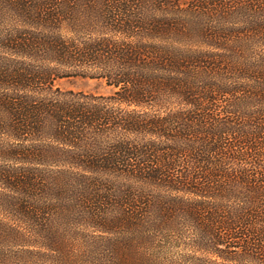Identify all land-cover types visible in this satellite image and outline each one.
<instances>
[{
  "label": "trees",
  "instance_id": "16d2710c",
  "mask_svg": "<svg viewBox=\"0 0 264 264\" xmlns=\"http://www.w3.org/2000/svg\"><path fill=\"white\" fill-rule=\"evenodd\" d=\"M0 264H264V0H0Z\"/></svg>",
  "mask_w": 264,
  "mask_h": 264
},
{
  "label": "rangeland",
  "instance_id": "374dc122",
  "mask_svg": "<svg viewBox=\"0 0 264 264\" xmlns=\"http://www.w3.org/2000/svg\"><path fill=\"white\" fill-rule=\"evenodd\" d=\"M55 87L63 91L83 92L93 95H108L114 88L107 85L102 79L82 76H68L57 79Z\"/></svg>",
  "mask_w": 264,
  "mask_h": 264
}]
</instances>
